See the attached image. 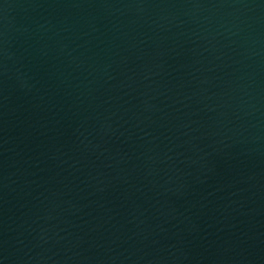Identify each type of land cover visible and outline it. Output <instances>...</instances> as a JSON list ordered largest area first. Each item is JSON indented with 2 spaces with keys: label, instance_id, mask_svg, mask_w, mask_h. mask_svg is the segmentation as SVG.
Segmentation results:
<instances>
[{
  "label": "water",
  "instance_id": "obj_1",
  "mask_svg": "<svg viewBox=\"0 0 264 264\" xmlns=\"http://www.w3.org/2000/svg\"><path fill=\"white\" fill-rule=\"evenodd\" d=\"M0 264H264V0H0Z\"/></svg>",
  "mask_w": 264,
  "mask_h": 264
}]
</instances>
